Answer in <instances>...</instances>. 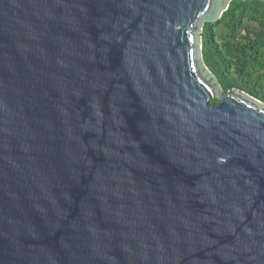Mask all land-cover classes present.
I'll return each mask as SVG.
<instances>
[{"label":"water","instance_id":"95a60500","mask_svg":"<svg viewBox=\"0 0 264 264\" xmlns=\"http://www.w3.org/2000/svg\"><path fill=\"white\" fill-rule=\"evenodd\" d=\"M232 1L0 0V264H264V101L202 52Z\"/></svg>","mask_w":264,"mask_h":264},{"label":"trees","instance_id":"16d2710c","mask_svg":"<svg viewBox=\"0 0 264 264\" xmlns=\"http://www.w3.org/2000/svg\"><path fill=\"white\" fill-rule=\"evenodd\" d=\"M202 41L204 61L224 91L238 88L264 101V0H233L205 24Z\"/></svg>","mask_w":264,"mask_h":264}]
</instances>
